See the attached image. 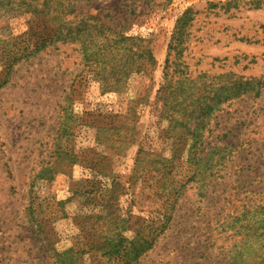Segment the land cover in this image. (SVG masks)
<instances>
[{
  "label": "rangeland",
  "instance_id": "374dc122",
  "mask_svg": "<svg viewBox=\"0 0 264 264\" xmlns=\"http://www.w3.org/2000/svg\"><path fill=\"white\" fill-rule=\"evenodd\" d=\"M60 2L73 28L100 20L134 38L141 69L102 90L79 42H48L54 25L29 12L8 18L0 31L10 35L0 43V264H56L71 247L78 264H113L100 248L115 222L127 241L164 223L136 264H222L242 243L232 228L246 222L237 218L264 203V0ZM170 79L181 80L179 102L188 106L177 121L166 112L175 104L172 85L162 88ZM246 81L254 90L197 123L198 104ZM197 125L200 156L210 158L191 165L188 133ZM171 179L184 185L175 204L163 190ZM261 243L255 264H264Z\"/></svg>",
  "mask_w": 264,
  "mask_h": 264
},
{
  "label": "trees",
  "instance_id": "16d2710c",
  "mask_svg": "<svg viewBox=\"0 0 264 264\" xmlns=\"http://www.w3.org/2000/svg\"><path fill=\"white\" fill-rule=\"evenodd\" d=\"M60 4V0H0V31L2 32L4 29H7L6 23L9 17H15L16 15L29 12L34 16L37 15L36 17L39 19L43 18L49 24L54 25V34L50 37L48 42L52 40L55 42L77 41L80 43L83 59L86 61H93L96 68L94 75L97 77L102 90L118 88L125 83L130 73H139L141 67L139 64L135 63L134 57L141 58V55L133 50V46L135 45L134 38L124 35L117 36L115 33H111L109 29L104 28L100 20H97L98 25L96 24L90 28L85 26H81L80 28L75 26L73 28L72 23L74 18H66L67 14H71L72 12L67 10L64 11L67 6H62V4ZM59 18L61 20H58ZM2 23L4 25H1ZM80 23H83V21ZM8 35L9 33H2L0 43L8 40L10 36ZM40 46L44 47L45 42ZM23 57L25 56L20 54L18 58H11L13 63L9 64V67L11 68L13 64L21 61ZM170 85H172V91L169 92L171 98L167 99L169 102H174L175 104L171 106V108L166 109V112L167 114L169 112L179 113L181 116H173V114H170L174 117L173 119L177 121L179 118H185L183 116L188 106H182L184 101L179 102L181 98L183 100L185 99L182 95L185 91L181 80H178L174 84L171 82V79L168 80L162 87L167 90V94L168 89L171 87ZM251 90H254V87L252 82L248 81L245 83H236L229 89L221 88L220 91L213 96L212 105L204 103L200 106V104H198L199 115L196 116V120H198L197 123H203V119L208 118L218 104L239 95V93H246ZM177 104H179L181 108H176ZM199 128V125H197L188 133L190 142L187 151V161L191 165L206 163L210 158V155L205 157L204 155L200 156L203 151H201L200 147H197L199 142L198 138L200 137V133L198 132ZM197 175L201 177L203 172H193L192 176L188 178L187 183L194 181ZM168 182L169 183L164 184L163 190L167 193V201H169V198L173 197L172 203L175 204L177 202V197L180 196L179 192L183 189L184 185L182 182L174 179ZM232 216L233 215L228 216L227 218H231ZM237 220L246 222V224H242L238 228H232L236 230L238 236L241 235L237 243H242L233 254L230 252L228 259L222 264H255V260L259 257L257 251L262 248L263 243L261 242L264 240V203L256 206L252 211L244 209L243 214L239 216ZM118 223L119 222H115L112 224L113 227L105 229L103 233L104 242L100 248V255L105 256L108 260L112 259L113 264L114 262L115 264H136L139 257L153 246L156 235L160 234L164 228V223H161L155 227L151 234H139V236L136 235L132 240L127 241L121 235L123 226L118 227ZM79 253L80 251L71 247L63 251L61 258L56 261V264H78L79 258L77 254ZM117 259L119 261H116ZM260 263L261 261L257 264Z\"/></svg>",
  "mask_w": 264,
  "mask_h": 264
}]
</instances>
